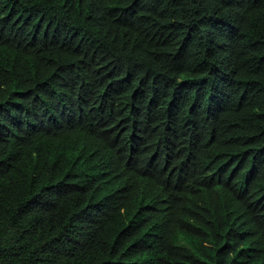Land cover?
Segmentation results:
<instances>
[{"label": "trees", "instance_id": "1", "mask_svg": "<svg viewBox=\"0 0 264 264\" xmlns=\"http://www.w3.org/2000/svg\"><path fill=\"white\" fill-rule=\"evenodd\" d=\"M0 264H264V0H0Z\"/></svg>", "mask_w": 264, "mask_h": 264}]
</instances>
